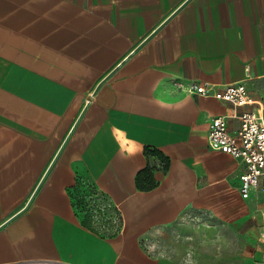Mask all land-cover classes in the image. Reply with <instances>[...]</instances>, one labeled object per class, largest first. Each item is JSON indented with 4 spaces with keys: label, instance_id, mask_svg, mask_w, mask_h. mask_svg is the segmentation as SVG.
<instances>
[{
    "label": "crops",
    "instance_id": "1",
    "mask_svg": "<svg viewBox=\"0 0 264 264\" xmlns=\"http://www.w3.org/2000/svg\"><path fill=\"white\" fill-rule=\"evenodd\" d=\"M251 109L264 116V0H0V264H189L215 222L255 233L259 261L264 194L243 198L245 164L207 138ZM89 189L117 231L82 222Z\"/></svg>",
    "mask_w": 264,
    "mask_h": 264
},
{
    "label": "built area",
    "instance_id": "2",
    "mask_svg": "<svg viewBox=\"0 0 264 264\" xmlns=\"http://www.w3.org/2000/svg\"><path fill=\"white\" fill-rule=\"evenodd\" d=\"M187 91L200 95H212L216 99L227 101L238 107L251 104L253 98L241 84H229L213 90L207 83L190 82ZM231 116L239 120L238 129L231 133L227 129V116L213 117L208 125V145L227 153L245 164V171L240 174L239 191L243 198H248L252 189H260L264 194V116L255 110L241 113L233 111ZM260 238L262 252L259 264H264V218L261 224Z\"/></svg>",
    "mask_w": 264,
    "mask_h": 264
},
{
    "label": "rangeland",
    "instance_id": "3",
    "mask_svg": "<svg viewBox=\"0 0 264 264\" xmlns=\"http://www.w3.org/2000/svg\"><path fill=\"white\" fill-rule=\"evenodd\" d=\"M88 194L94 196L97 201L80 211L82 222L101 232L117 231L119 222L115 208L95 190L89 189ZM181 220L182 223L192 222L196 226L205 224L202 215L190 212L184 214ZM212 228L211 238L206 244L198 243L197 258L195 261H188L189 264H259L255 233L251 234L243 227L237 228L220 222L212 223ZM189 253L187 252L185 256L191 258L192 254Z\"/></svg>",
    "mask_w": 264,
    "mask_h": 264
},
{
    "label": "trees",
    "instance_id": "4",
    "mask_svg": "<svg viewBox=\"0 0 264 264\" xmlns=\"http://www.w3.org/2000/svg\"><path fill=\"white\" fill-rule=\"evenodd\" d=\"M155 152H156V154L160 155L159 152H157V151H155ZM148 176H150V173H149L148 169H145V170H143L142 172H140L138 174V177H137L138 183L141 181L142 177H145L149 181L147 186H142L140 184V188H142V189H146L147 188L148 189V188H151L152 186H154L153 180L151 179V177H148ZM145 178H144V180H146Z\"/></svg>",
    "mask_w": 264,
    "mask_h": 264
}]
</instances>
